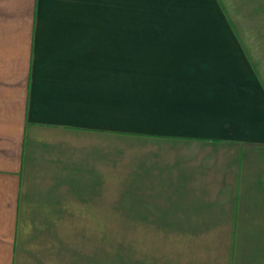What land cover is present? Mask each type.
<instances>
[{"label":"crops","instance_id":"obj_1","mask_svg":"<svg viewBox=\"0 0 264 264\" xmlns=\"http://www.w3.org/2000/svg\"><path fill=\"white\" fill-rule=\"evenodd\" d=\"M167 3L128 51L126 0H0V264H80L113 205L264 222V0Z\"/></svg>","mask_w":264,"mask_h":264},{"label":"rangeland","instance_id":"obj_2","mask_svg":"<svg viewBox=\"0 0 264 264\" xmlns=\"http://www.w3.org/2000/svg\"><path fill=\"white\" fill-rule=\"evenodd\" d=\"M220 1L241 26L249 21V10L262 17V0ZM167 4V0H126L128 51L135 43L151 44L139 38L170 36L176 21L181 20L168 13ZM129 54L128 69L132 72H128V85L134 82V69L141 61ZM171 209L166 213L159 208L154 215L138 216L134 205H113L112 220L94 223L92 237L80 231V264H264V222L197 221L191 218L200 216L177 213L178 207ZM135 217L159 220L127 219Z\"/></svg>","mask_w":264,"mask_h":264}]
</instances>
